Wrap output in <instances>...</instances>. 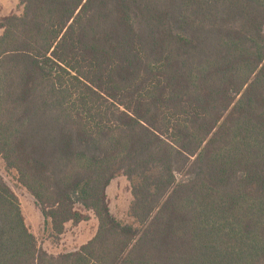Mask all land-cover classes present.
Segmentation results:
<instances>
[{
  "label": "trees",
  "instance_id": "1",
  "mask_svg": "<svg viewBox=\"0 0 264 264\" xmlns=\"http://www.w3.org/2000/svg\"><path fill=\"white\" fill-rule=\"evenodd\" d=\"M0 22V264H264V0H18ZM124 177L132 223L107 190Z\"/></svg>",
  "mask_w": 264,
  "mask_h": 264
},
{
  "label": "rangeland",
  "instance_id": "2",
  "mask_svg": "<svg viewBox=\"0 0 264 264\" xmlns=\"http://www.w3.org/2000/svg\"><path fill=\"white\" fill-rule=\"evenodd\" d=\"M21 11L22 7L18 0H0V22L12 14H20ZM1 33L0 30V35ZM0 178L4 180L18 197L29 230L36 237L39 247L46 253L59 256L77 251L95 236L98 222L95 216L89 212H84L88 220L79 224L68 223L62 235H55L49 222L42 216L41 210L34 198L19 185L17 173L8 170L1 157ZM107 194L110 210L114 217L121 222L132 223L128 215L132 197L126 178L120 177L114 180L109 186Z\"/></svg>",
  "mask_w": 264,
  "mask_h": 264
}]
</instances>
